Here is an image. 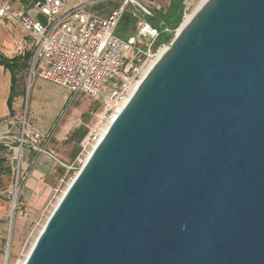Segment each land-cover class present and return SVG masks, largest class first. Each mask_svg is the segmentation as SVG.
I'll return each instance as SVG.
<instances>
[{
  "label": "water",
  "instance_id": "1",
  "mask_svg": "<svg viewBox=\"0 0 264 264\" xmlns=\"http://www.w3.org/2000/svg\"><path fill=\"white\" fill-rule=\"evenodd\" d=\"M24 264H264V0L176 33Z\"/></svg>",
  "mask_w": 264,
  "mask_h": 264
},
{
  "label": "built area",
  "instance_id": "2",
  "mask_svg": "<svg viewBox=\"0 0 264 264\" xmlns=\"http://www.w3.org/2000/svg\"><path fill=\"white\" fill-rule=\"evenodd\" d=\"M68 1L37 2V9L47 17V22L42 23L27 12L12 8L8 0H0V18L17 22L30 36L28 42L20 40L17 46L20 54L25 55L28 45L32 50L27 68L30 77H40L73 93L82 92L91 96L100 95L99 86L104 80L117 79L120 86L114 97L103 96L108 101L102 116L104 118L110 112L114 113L118 103L128 95L133 84L141 78L143 71L157 55L159 49L156 48V43L161 31L143 16L152 15V12L137 0H122L106 17L91 13L85 3L67 7ZM130 3L134 4L130 13L136 19V31L130 36L122 37L116 31ZM187 15L186 12L185 16ZM177 31L178 29L176 33ZM161 45L164 47L169 43ZM41 62H45L46 67L38 70ZM97 125L90 128L81 140V153L75 163L69 166L60 161L51 148L53 130L32 128L25 121L16 138V145L12 147L17 160L16 187L20 178L26 179L21 158L25 147L38 155L46 154L69 169L82 167L86 153L99 139ZM9 138L7 133H0V141L5 142ZM12 203L13 211L25 214L19 206L17 194Z\"/></svg>",
  "mask_w": 264,
  "mask_h": 264
},
{
  "label": "rangeland",
  "instance_id": "3",
  "mask_svg": "<svg viewBox=\"0 0 264 264\" xmlns=\"http://www.w3.org/2000/svg\"><path fill=\"white\" fill-rule=\"evenodd\" d=\"M201 0H193L186 9L187 16L184 14L181 16L180 23L176 29H178L182 23H185L190 14L194 12L195 7L198 6ZM193 11V12H192ZM120 27L117 28L116 34L127 37L120 33ZM134 29L136 25L133 26ZM130 28L128 21H124V29ZM176 29L173 31V35L169 40L170 43L175 35ZM163 45L158 46V49H162ZM42 67H46L45 62H41L38 70ZM20 78L21 86V106L18 110V116L15 119L14 127L9 128V132H6L10 138L6 139L4 143L9 145V148L3 151L4 153L11 151L15 154V149H12L16 145V138L20 135V131L23 124L29 122L32 128L41 130H48L49 127H41L42 124H47L49 117L48 114H57L52 126H66L68 131L71 132L76 127L93 128L95 125L96 132H101L102 128L109 122L110 118L116 112H110L107 117H102L106 111L108 101L103 96L109 98L114 97L115 92L119 90L120 82L117 79H106L99 86V96H91L86 93H73L68 89L48 82L40 77H30V74L26 71ZM37 82V83H35ZM12 126V125H11ZM67 135H69L67 133ZM2 142V141H0ZM75 147V146H74ZM72 142H66L54 146V150L60 161L67 165H73L81 153V149L76 157H72V151L74 152ZM62 149L65 156L59 151ZM88 153V152H87ZM86 153V155H87ZM85 155V157H86ZM84 157V159H85ZM83 159V160H84ZM16 160V159H15ZM64 170L61 176L54 184V188L50 193L48 199L42 202L33 211L25 215H19L18 212L13 211V197L17 194V201L20 208L25 210V207L19 200L21 186L25 180L20 178L19 185L16 187V175H17V160L15 165V174L12 178V183L7 193L9 203V217L6 223V229L4 231V237L0 241V264H21L31 247L34 239L38 236L42 226L47 221L51 212L54 210L55 204L59 195L68 185V183L74 178L81 166L77 168L69 169L60 164ZM17 188V189H16ZM27 208V207H26Z\"/></svg>",
  "mask_w": 264,
  "mask_h": 264
},
{
  "label": "crops",
  "instance_id": "4",
  "mask_svg": "<svg viewBox=\"0 0 264 264\" xmlns=\"http://www.w3.org/2000/svg\"><path fill=\"white\" fill-rule=\"evenodd\" d=\"M11 7L14 9H19L27 12L33 19L39 20L42 23L47 22V17L43 15L36 7V3L42 0H8ZM145 8L152 12V15H143L147 20L153 18L155 20H160L155 17L160 14H171L176 16L185 15L186 9L193 0H137ZM122 2V0H69L67 7L75 6L79 3L87 4V9L97 15L108 16L110 13ZM134 8V4L130 3L128 5V11L125 14L126 17L123 20H135L134 23L130 24L128 30L129 35H132L136 28V19L132 17L131 10ZM20 40H30V36L26 34L21 26L10 19L0 18V53L12 58L17 55H23L17 52L18 42ZM27 52L32 53L30 46L27 47ZM25 53V54H26ZM27 68L19 73L18 80L16 83L17 95L13 100V112H11L8 100L11 92L12 86V73L4 65L0 64V133L9 132L10 127H14L15 119L17 118L18 110L21 106V82L20 78L25 73ZM45 80V79H44ZM47 81V80H46ZM49 82V81H48ZM37 83V82H35ZM57 115V114H56ZM55 114H48L49 120L47 124L40 125L41 127H49L48 129L53 130V139L51 141V148L54 150V146L58 144H63L66 142H72L74 147V152L72 151V157H76L77 147L80 146L81 140L78 139L75 131L78 128H74L69 132L66 126L55 127L53 121L56 117ZM12 125V126H11ZM84 129V128H83ZM88 129V128H87ZM67 133L69 135H67ZM88 133V132H87ZM86 133V134H87ZM65 156L64 151L60 149L59 151ZM0 156H6L8 159V165L11 166V172H1L0 171V241L4 237V231L6 229V223L9 217V203L7 193L9 192L10 185L12 183V178L15 174L16 160L12 152L3 151L0 152ZM22 170L26 173V179L22 183L21 192L19 196L20 202L26 206L25 214L33 211L34 208L38 207L42 202L48 199L54 184L61 176L64 168L55 159L51 158L46 154L38 155L30 148L25 147L22 151ZM29 211V212H28ZM24 214V215H25ZM20 215V214H19Z\"/></svg>",
  "mask_w": 264,
  "mask_h": 264
},
{
  "label": "trees",
  "instance_id": "5",
  "mask_svg": "<svg viewBox=\"0 0 264 264\" xmlns=\"http://www.w3.org/2000/svg\"><path fill=\"white\" fill-rule=\"evenodd\" d=\"M126 17V15H125ZM123 17V19L125 18ZM155 17L159 18L160 20H155L154 17L153 18H149V22H151L154 26L158 27L161 31L160 37L157 40L156 43V48H158V46H160L163 43H167L169 42V40L171 39L172 35H173V31L178 27L180 20H181V16H176V15H171V14H160L159 16L155 15ZM121 20V23L119 26L120 27V33L122 35H129L128 32V28H126V30L124 29V21L125 20ZM128 21L129 24H132L135 22V20H126ZM163 22V23H162ZM166 28H168L169 30H166ZM32 53L27 52L24 56L23 55H17L15 57H8L2 53H0V64L4 65L7 69H9L12 73V86H11V92H10V96H9V100H8V104L10 107L11 112H13V100L15 98V96L17 95V91H16V83L18 80V75L20 72H22L23 70H25L26 68H28L29 62H30V58H31ZM88 132L87 128L81 127L78 128L75 133L78 136L79 141L86 135V133ZM9 148V145H7L4 142H0V152L5 151L6 149ZM81 149V146L77 147V153L75 156H77V154L79 153ZM11 152V151H9ZM0 171L1 172H11V166L8 165V159L6 156L1 157L0 156Z\"/></svg>",
  "mask_w": 264,
  "mask_h": 264
},
{
  "label": "bare ground",
  "instance_id": "6",
  "mask_svg": "<svg viewBox=\"0 0 264 264\" xmlns=\"http://www.w3.org/2000/svg\"><path fill=\"white\" fill-rule=\"evenodd\" d=\"M206 1H207V0H201V1H200V3L198 4V6L195 7L196 9H194V12L192 11L193 13L190 14V15L188 16V18L186 19L185 23L182 24V27H181L178 31L182 30V28L190 22L192 16L197 12V10H198L200 7H202V6L204 5V3H205ZM178 31H177V32H178ZM168 47H169V45H168V46H164L162 49H160V50L158 51V53H157V55L155 56V58L149 63V65H148V66L146 67V69L143 71L141 78H140L137 82H135V83L133 84V86H132L131 89L129 90L128 95H126V96L122 99V101H120V102L118 103V105H117V107H116V112H115L114 115L110 118L109 122H108V123L102 128V130H101V132H100L99 139L93 143V146L91 147V149H90L89 152L87 153L85 159L83 160L84 162H86V160L88 159L89 155H90L91 152L93 151L94 147L96 146V144L98 143V141L101 139V137L104 135V133H105L106 130L108 129L109 125L111 124L112 120L115 118V116L118 114V112H119V111L123 108V106L126 104V102L128 101V99L130 98V96L133 94V92L135 91V89H136V87L138 86V84L140 83V81L144 78V76L148 73V71H149L150 68L153 66V64H154V63L160 58V56H161V55L167 50ZM74 177H75V176H74ZM72 180H73V179H72ZM72 180L68 183V185H67V186L65 187V189L62 191V193L59 195L58 200H57V202H56V204H55V207L57 206L58 202L60 201V199H61V198L63 197V195L65 194V192H66L68 186L70 185V183L72 182ZM55 207H54V208H55ZM45 223H46V222H45ZM44 225H45V224H44ZM44 225L42 226L41 230L39 231V234H40V232L42 231ZM39 234H38V235H39ZM37 237H38V236H37ZM37 237L34 239L33 243L31 244V247H30V249L28 250V252H27V254H26V257H25L24 261H23L21 264H24V262H25V260H26V258H27V256H28V254H29V252L31 251L33 245H34L35 242H36Z\"/></svg>",
  "mask_w": 264,
  "mask_h": 264
}]
</instances>
